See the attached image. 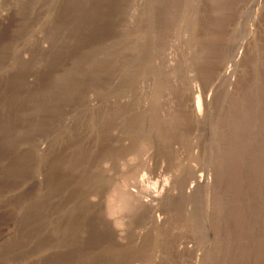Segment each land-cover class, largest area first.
Returning a JSON list of instances; mask_svg holds the SVG:
<instances>
[{
    "label": "rangeland",
    "instance_id": "374dc122",
    "mask_svg": "<svg viewBox=\"0 0 264 264\" xmlns=\"http://www.w3.org/2000/svg\"><path fill=\"white\" fill-rule=\"evenodd\" d=\"M0 237V264H264V0H0Z\"/></svg>",
    "mask_w": 264,
    "mask_h": 264
},
{
    "label": "bare ground",
    "instance_id": "6f19581e",
    "mask_svg": "<svg viewBox=\"0 0 264 264\" xmlns=\"http://www.w3.org/2000/svg\"><path fill=\"white\" fill-rule=\"evenodd\" d=\"M231 73H228L227 72V70L226 71H224V73H223V76L224 77H231ZM214 102V99H212V97H208V98H206V100H205V104H206V106L207 107H210L211 106V104ZM192 110H193V114L195 115V117L199 120V121H203L204 120V118H205V114L206 113H204L201 109H199V108H197V106H196V104L195 103H193L192 102ZM193 174H192V176H193V185H190L189 183H185V187L183 188V190H181V191H183V193H181V194H183L184 195V197H186V198H191V197H193L194 195H196L200 190H202L203 188H207L208 186H209V184H208V180L207 179H205L204 178V175H202V174H199V171H197L196 170V168L193 170V172H192ZM171 191H172V189H170ZM169 190V191H170ZM174 190V189H173ZM207 190V189H206ZM167 191H168V189H167ZM170 191V194H171V196H173V197H176L177 195H178V193H172ZM154 196V195H153ZM171 201V200H170ZM147 203V202H146ZM145 203V204H146ZM156 203V202H155ZM149 206H151L152 205V203L150 204V203H147ZM154 204V203H153ZM239 211V210H238ZM210 214V213H209ZM209 218V217H208ZM157 221V220H156ZM159 223H160V221H159ZM159 223H158V225H159ZM3 241V238L2 237H0V244H1V242ZM2 245V244H1ZM185 249H186V251L188 252H191V251H193V249L192 248H190V247H185Z\"/></svg>",
    "mask_w": 264,
    "mask_h": 264
}]
</instances>
